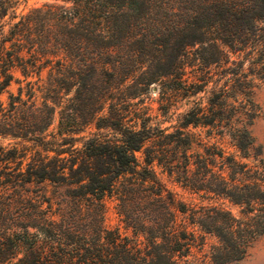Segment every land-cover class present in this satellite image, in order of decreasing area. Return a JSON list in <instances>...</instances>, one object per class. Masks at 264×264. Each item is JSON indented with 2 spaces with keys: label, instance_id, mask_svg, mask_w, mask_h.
<instances>
[{
  "label": "trees",
  "instance_id": "1",
  "mask_svg": "<svg viewBox=\"0 0 264 264\" xmlns=\"http://www.w3.org/2000/svg\"><path fill=\"white\" fill-rule=\"evenodd\" d=\"M20 1L0 0V140H14V154L0 156V264L242 260L264 236L250 78L264 70V0H64L72 5L44 2L19 17ZM246 55L254 72L243 70ZM16 68L37 69L28 99L9 90ZM153 84L162 114L197 100L163 127L131 101L144 103ZM160 173L201 204L180 201ZM47 181L76 190L75 214L66 204L57 221L32 204L30 187ZM107 199L132 236L105 226Z\"/></svg>",
  "mask_w": 264,
  "mask_h": 264
},
{
  "label": "rangeland",
  "instance_id": "2",
  "mask_svg": "<svg viewBox=\"0 0 264 264\" xmlns=\"http://www.w3.org/2000/svg\"><path fill=\"white\" fill-rule=\"evenodd\" d=\"M44 2H56L59 5L70 7L72 3L64 1V0H29L28 2H24L23 0L20 1V4L17 9V13L20 16L27 15L30 12V9L33 7H37L42 5ZM19 17L16 19L19 20ZM233 58L240 60L238 57L234 56ZM241 59L244 61L243 70L247 73L254 72L252 61L249 55L242 56ZM243 63V62H242ZM233 67H235V64H231ZM261 75H250V78H253L254 82V100L259 108V116L255 119L254 124L252 125V133L255 137L257 143L260 145L263 157H264V70H262ZM15 79L13 80L12 84L9 87V90L15 94L19 93L20 87H22V96L24 99H28V90L30 86L28 85L29 81L36 82L39 79V76L37 74V69L31 73L30 76L26 77L22 71L19 68L14 69ZM41 81L39 84L44 83L47 81L48 78V69L45 68L41 72ZM158 87L160 86L153 84L151 92L144 95V103L140 102V98L132 99V102L137 103V108H143L145 106L150 107L149 113L154 117L153 122L159 123L163 127H169L172 124L177 123V115L179 112H183L186 110L191 104H193V101L197 100L196 97H192L191 99H178V102L176 103V106L173 107L170 113L168 114H162V112L158 109L159 103L158 99L160 98V94L158 91ZM34 89H36L37 93V102L41 103L43 101L42 95L43 92L39 91L38 84L34 86ZM201 94L200 96H202ZM8 93L5 92L2 96L3 100H7ZM58 125V119L54 122L52 125V129L56 130ZM91 132H95L98 134H101L108 138H114V136L117 134L113 130H106L102 129L101 131H97L95 127H92L89 129ZM199 131V130H195ZM86 135L93 136V133L90 134L88 132L85 133ZM14 143V140L10 139H1L0 143L3 144L6 148L5 151L0 153V156L3 157L4 155L12 156L14 153L12 151H9L11 149V146H8L9 143ZM8 146V147H7ZM34 151H29L27 153V159L30 160L33 156ZM26 164H24L25 166ZM17 166V163L11 162L9 164L7 171L13 172ZM160 177L163 181V183L166 185L168 189L173 191L176 194V197L182 201L188 204L189 206L201 204V198L199 195L190 192L187 189H184L176 183L172 178L168 176L167 173H160ZM76 193V190H74L71 187L66 186H58L55 183L51 181H47L43 184H33L30 187V193L29 196L31 198L32 204H36L38 202L43 209L44 215H48L51 218L60 221L62 216L60 213L62 212V208L66 204H68V207L70 208V215L75 214V199L73 198V195ZM8 194H12L11 191L8 192ZM65 201V203H64ZM31 205V204H30ZM31 210H33V207L30 206ZM68 211V209H67ZM180 219H184V215L180 214ZM33 220V219H32ZM104 224L106 227L110 229L119 228L120 231L125 235H133L132 229H128L125 226V223L121 220L117 208H116V201L113 199H107V212L105 214L104 218ZM215 242V239L211 236H207V244L205 246L206 249H209L210 245ZM195 253L200 256L201 253L195 249ZM233 264H264V236L258 240L248 251V254L240 261L233 263Z\"/></svg>",
  "mask_w": 264,
  "mask_h": 264
}]
</instances>
